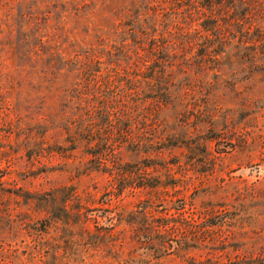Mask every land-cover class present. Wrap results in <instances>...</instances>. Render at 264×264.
<instances>
[{"label":"rangeland","instance_id":"1","mask_svg":"<svg viewBox=\"0 0 264 264\" xmlns=\"http://www.w3.org/2000/svg\"><path fill=\"white\" fill-rule=\"evenodd\" d=\"M263 256L264 0H0V264Z\"/></svg>","mask_w":264,"mask_h":264},{"label":"trees","instance_id":"2","mask_svg":"<svg viewBox=\"0 0 264 264\" xmlns=\"http://www.w3.org/2000/svg\"><path fill=\"white\" fill-rule=\"evenodd\" d=\"M120 170V172L122 173V174H125V175H129V174H133V173H135L133 170H131V169H128V168H119ZM136 185L139 187V186H148V187H156V184H152V183H149V182H144V183H136ZM128 186V184H124V183H122L121 185H120V189L118 190V193H120V192H122L126 187ZM161 227H168L166 224H161L160 225ZM140 235H142V233L140 234ZM256 264H264V256H263V258H261V260H259V261H257L256 262Z\"/></svg>","mask_w":264,"mask_h":264}]
</instances>
